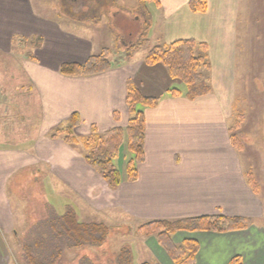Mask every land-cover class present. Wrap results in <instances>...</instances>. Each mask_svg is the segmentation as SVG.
<instances>
[{
	"label": "crops",
	"instance_id": "1",
	"mask_svg": "<svg viewBox=\"0 0 264 264\" xmlns=\"http://www.w3.org/2000/svg\"><path fill=\"white\" fill-rule=\"evenodd\" d=\"M151 1L157 6L151 31L161 41L157 45L188 38L207 44L209 66L204 70L210 76L209 94L188 100L184 87L180 96H171L168 90L177 81L163 66H147L136 59V53L129 60L125 52L114 61L110 58L111 67L98 74H61L60 64L81 63L109 49L95 34L85 35L82 23L65 25L60 19L66 16L61 15L92 13L104 3L115 14V0H0V187L9 175L30 168L60 196L69 191L88 214L120 217L135 228L150 220L244 217L248 225L242 230L178 231L172 239L176 244L185 239L198 243L195 264H227L234 256L242 264H264L263 201L248 184L240 152L229 139L235 93L231 53L239 0H206L203 13L192 12L189 0ZM14 39L19 46L24 40L34 41L35 54L12 53ZM119 40L125 50L132 44ZM8 53L10 59L5 57ZM16 72L26 85L13 86ZM129 80L142 94L160 99L156 106L142 109L144 161L137 167V179L127 180L123 144L121 182L111 189L86 163L80 143L69 144L50 133L73 112L81 120L74 129L76 137L89 135L92 127L100 133L124 128L129 119L125 101ZM17 124L37 127L36 137L4 140ZM5 204L6 197L0 206ZM154 244L157 241L150 242V249L157 263L174 264Z\"/></svg>",
	"mask_w": 264,
	"mask_h": 264
},
{
	"label": "rangeland",
	"instance_id": "2",
	"mask_svg": "<svg viewBox=\"0 0 264 264\" xmlns=\"http://www.w3.org/2000/svg\"><path fill=\"white\" fill-rule=\"evenodd\" d=\"M114 7L117 12L115 14L112 12L113 7L107 8V3H104L103 7L92 13H67L61 15L66 16V19L61 17L60 20L68 27L75 26L72 22L82 23L81 28L85 35L95 34L101 44L104 42L109 47L112 61L124 55L125 47L121 44L120 37L127 42L138 41L145 18L150 19L146 35L149 47L161 43L160 39L151 36L152 20L155 19L157 11L153 1L115 0ZM34 44V41L24 40L19 46L14 39L11 52L28 55L27 51H32L35 54ZM146 52L147 49L141 48L136 52V59L144 60ZM196 53L198 54V50ZM232 53L230 74L235 93L230 132L236 134L241 142L242 148L238 152L244 175L255 183L264 206V0H239ZM5 57L10 59L11 55L8 53ZM203 74L210 80L207 71L203 70ZM13 79L16 81L13 86L26 85V79L17 72ZM176 81L177 84L172 86L184 90L185 85L179 80ZM34 124H38L36 119ZM36 128L31 124L28 127L17 124L12 129L13 132L3 135V139H32L36 137ZM81 147L79 144V148ZM122 149L121 147L120 154L114 160L117 167L123 162ZM124 150L128 158L130 154L126 148ZM38 176L40 175L32 174L30 168H25L6 177L0 187V202L6 197V204L4 207L0 206V264H29V256L40 260L51 253H58L55 264L158 262L156 253L150 249V242H155V237L137 235L135 226L127 223L128 221L119 220L120 217L110 220L105 214H88L86 207H81L80 200L72 197L69 191L60 196L52 185L49 188L42 179H37ZM68 209H72L80 221L104 223L108 226L104 242L94 246H74L65 237L59 238L56 235L59 224L55 218ZM154 245L158 247L156 249H162L159 245ZM123 249L128 252L120 259ZM128 258L130 260L126 262Z\"/></svg>",
	"mask_w": 264,
	"mask_h": 264
},
{
	"label": "trees",
	"instance_id": "3",
	"mask_svg": "<svg viewBox=\"0 0 264 264\" xmlns=\"http://www.w3.org/2000/svg\"><path fill=\"white\" fill-rule=\"evenodd\" d=\"M188 7L192 12L203 13L207 9L206 0H189ZM150 20V19H149ZM144 19L143 30L138 41L132 43L125 50L127 60L141 48L147 49L144 64L147 66L161 65L168 76L173 80L182 82L186 89L184 92L188 100L207 95L211 92V86L203 74V70L209 66L207 61V44L194 39H177L168 44L149 47L146 37L150 21ZM147 22L149 25H147ZM147 26V28H144ZM198 50V54L196 53ZM110 49L103 48L98 54L90 55L81 63H62L59 72L67 76H88L98 74L111 67ZM171 96H180L182 91L178 88L168 90ZM159 96H147L141 93L139 88L129 80L126 86L125 101L129 112L126 126L113 127L102 133L95 127L89 135L78 138L74 135V129L81 122L76 112L71 113L65 122L55 127L50 133L51 138H62L69 144L80 143L84 150L86 163L94 168L106 184L115 189L121 182V172L114 164L120 149L124 144L130 156L126 160L125 172L127 180L137 179V167L144 161V135L145 118L144 107H154L158 104ZM232 130V129H231ZM230 143L236 151L241 150V142L232 131L229 135ZM247 179V178H246ZM252 191L257 193L256 185L247 179ZM59 224L56 235L70 240L74 246L100 245L107 237L109 227L104 223L85 222L78 220L72 209H68L62 215L55 218ZM248 221L244 217L226 215H203L188 217L178 220H150L136 227V234L140 236L155 237L157 244L162 247L174 264H195V254L198 243L193 239H185L176 244L172 236L178 231H215L227 232L245 229ZM128 251L120 252V259ZM58 253L50 256L34 259L29 256V264H55ZM129 258L126 262H129ZM140 264H159L157 262H141ZM227 264H242L239 256H234Z\"/></svg>",
	"mask_w": 264,
	"mask_h": 264
}]
</instances>
